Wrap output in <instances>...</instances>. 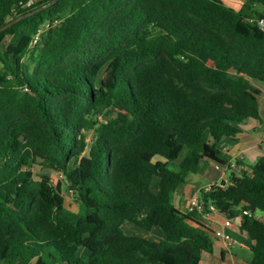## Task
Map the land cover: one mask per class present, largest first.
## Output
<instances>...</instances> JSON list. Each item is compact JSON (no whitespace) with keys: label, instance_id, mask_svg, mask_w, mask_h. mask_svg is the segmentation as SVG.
<instances>
[{"label":"trees","instance_id":"trees-1","mask_svg":"<svg viewBox=\"0 0 264 264\" xmlns=\"http://www.w3.org/2000/svg\"><path fill=\"white\" fill-rule=\"evenodd\" d=\"M25 1L0 0V28L51 0ZM255 18L264 0L237 10L222 0H58L2 31L0 264H200L213 230L173 195L204 160L229 176L201 200L237 221L251 242L245 264H264V154L236 172L218 146L260 120ZM112 61L95 93L96 68ZM56 170L91 213L66 205ZM126 223L145 235L124 233Z\"/></svg>","mask_w":264,"mask_h":264},{"label":"crops","instance_id":"crops-1","mask_svg":"<svg viewBox=\"0 0 264 264\" xmlns=\"http://www.w3.org/2000/svg\"><path fill=\"white\" fill-rule=\"evenodd\" d=\"M255 87L262 94L263 90L258 86ZM261 104L259 103L260 120L249 119L245 121L241 134L235 140L224 139L218 143L219 148L229 156L228 163L235 162L234 171L236 172L249 171V167L264 154V146L261 144L264 136V99ZM228 176L229 171L227 167L219 166L210 161H201L199 171L196 174L190 175L187 178V182L176 189L173 195L174 206L179 209H188L190 200L199 195V190L202 187L216 184L225 185ZM222 182L224 183L222 184ZM224 218L220 213H213L208 219H202V222L211 230L221 229ZM235 222L237 221L233 220L232 227L222 229L242 246L226 250L219 240L214 239L215 246L213 253L205 254L200 264H227V260H229L228 264H231L232 261H235L237 264H241V261H243L245 264V260L248 259L246 252H249L251 242L248 241L245 234L239 232L235 226ZM79 255L86 260L89 253L84 249H80ZM28 264H39V262L38 260H32Z\"/></svg>","mask_w":264,"mask_h":264},{"label":"rangeland","instance_id":"rangeland-1","mask_svg":"<svg viewBox=\"0 0 264 264\" xmlns=\"http://www.w3.org/2000/svg\"><path fill=\"white\" fill-rule=\"evenodd\" d=\"M222 1L226 6L232 8V9H235V10L239 9L240 5L243 3V0H222ZM258 9L261 10L260 7ZM115 66H116V62L112 61V62L106 63L103 66H99L96 68L97 82H96L95 93L98 92L99 88H101L104 85H108L110 83V78L114 72ZM252 84L254 86H258L259 88H261L264 91V84L257 83V82H252ZM263 91H262V94L260 95V98H259L260 104L262 103V100L264 99V92ZM101 113H102L103 119H107L111 116V113L107 110H103ZM32 170H33L34 174H36V175L41 172L40 168L36 165L32 167ZM49 174H50L52 185L56 188L57 192L64 197L65 203L70 209H72L73 211H76L79 214L84 215V216L91 213L90 209H87L83 205L77 204L76 202L73 201L69 192L66 190L64 180H59L54 171H50ZM156 181H157V178L154 179L153 184H155ZM255 215L261 216V213L257 211V212H255ZM122 230L124 233L129 234V235H138V236H144L145 235V232H143L141 229L137 228L134 225L128 224V223H126L125 225L122 226ZM148 235L155 238V239H158L160 237V232L158 230H154L152 233H150ZM246 256H247V258H249L250 253L246 252ZM228 262H229V260L226 261L227 264H228ZM241 264H244V262L241 261Z\"/></svg>","mask_w":264,"mask_h":264},{"label":"built area","instance_id":"built-area-1","mask_svg":"<svg viewBox=\"0 0 264 264\" xmlns=\"http://www.w3.org/2000/svg\"><path fill=\"white\" fill-rule=\"evenodd\" d=\"M38 1H40V0H26L25 3L23 4V7H30V6L34 5L35 3H37ZM60 21H61L60 19H54L52 22H47V23L43 24L40 27V29L37 31L35 36L33 37L31 45L33 46L39 40V36L44 31H46L50 27H54V26L59 25ZM249 21L253 22L259 30L264 32V18H255V19H251ZM261 144L264 146V136L261 140ZM228 166L230 168H235L236 164H235V162H232V163H229ZM54 172H55V174L59 180H64V176L60 171L56 170ZM216 185H206V186L202 187L199 190V195L190 200L187 210L196 211L198 214H200L202 219H208L211 214L219 213L218 210L212 204H206L200 198L201 193H204V194L209 193ZM70 196H71V194H70ZM243 213L246 214V212H243ZM233 220L234 219L224 218V221L222 223L223 224L222 228L225 229V228L232 227L233 226ZM237 224L238 223L235 222L236 227H237ZM222 228L213 230V238L215 240H219L223 244L224 249L230 250L232 248L242 246L239 242L234 240ZM231 264H237V263L235 261H232Z\"/></svg>","mask_w":264,"mask_h":264},{"label":"water","instance_id":"water-1","mask_svg":"<svg viewBox=\"0 0 264 264\" xmlns=\"http://www.w3.org/2000/svg\"><path fill=\"white\" fill-rule=\"evenodd\" d=\"M57 1H58V0H51V1H49L47 4H45V5H43V6L39 7V8H36V9L32 10L31 12H28V13H26V14H23V15H21V16H18L17 18H15V19H13V20L7 22L5 25H3V26L0 28V33H1L2 31L6 30L7 28L11 27L12 25H14L15 23H17V22L20 21L21 19L28 18V17H30L31 15H33V14L39 12V11H42V10L46 9L47 7H50L51 5H53V4H54L55 2H57ZM223 183H224V182H222V184H223ZM221 186H223V185H221Z\"/></svg>","mask_w":264,"mask_h":264}]
</instances>
